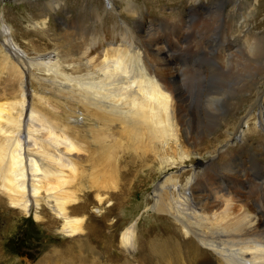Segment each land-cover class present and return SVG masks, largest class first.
I'll use <instances>...</instances> for the list:
<instances>
[{"label":"bare ground","instance_id":"obj_1","mask_svg":"<svg viewBox=\"0 0 264 264\" xmlns=\"http://www.w3.org/2000/svg\"><path fill=\"white\" fill-rule=\"evenodd\" d=\"M189 2L191 6L186 10L184 18L180 19L182 22L167 23L164 34L157 31L154 24L142 19L140 22L131 20L128 26L124 25L122 32H117L109 40L98 39L99 42L95 40V43L92 40L93 45L82 53V57L86 67L94 75V82L85 81L80 75L76 77L66 75L62 67L72 64L66 58L56 59V63L51 65L43 64V61H37L36 58H27V55L25 57L10 36L6 37L5 44L9 52L18 58L16 61L23 63L22 68L25 66L24 69L28 70L29 75L34 66L46 68L48 73L51 72L49 67L56 66L57 68L50 73L52 76L53 74L55 77L58 76L57 80L51 78L54 98H67L85 110L80 129L83 131V139L88 142L91 162L100 164L97 171L92 164L90 172L91 175H96L98 180L101 179L98 185H90L96 187L99 192L112 187L107 183L109 179L107 174L111 173L110 177L113 178L117 172L113 168L107 170L106 163H110L111 159L119 160V153L125 141L145 152L148 150L157 152L159 144L163 146L166 142L167 145L169 141L175 139L174 126L177 117L186 125L193 122L197 126H206L208 131L210 127L207 126V122L212 118L218 120L220 126L226 127L225 139H222L221 143L229 141L234 135L240 117L249 114L253 107L248 109L242 107L243 101L247 100L244 95L250 91L252 98L248 100L256 96L258 98L253 105L259 108L258 119L262 121L264 129V90H261L264 83V31H255L256 26L261 24L259 21L252 25L250 21L255 12L253 9L258 12L263 10L264 0H255L254 8L249 7L251 5L246 6L243 0H211L209 4L201 3L199 0ZM44 3L52 9L59 6L54 0ZM117 4H122L121 11L114 12L104 8V12L115 21L122 11L133 14L141 2L118 0L114 1L112 9L117 7ZM219 5L221 11L220 9L214 11L213 8ZM84 11L86 13V9ZM211 13L218 14L217 20H214L215 17L212 19ZM2 51L1 49V63L5 68H13L9 64V58L2 54ZM213 74H219L223 82L216 92L209 91L210 96H207L203 94L202 89ZM23 78L24 75L20 81L22 111L19 117L17 116L18 120L13 116L12 104L4 108L5 124L10 127L15 124L12 122L17 120L18 131L6 127L8 143L0 147L2 150L0 189L7 193L13 208L24 210L28 216L33 212L35 220L42 218L41 211L45 205L62 220L60 230L73 238L72 242L75 243L78 239L84 241L81 237L84 234L83 218L70 214L68 208L69 200L71 201L70 185L66 186L70 184L71 173L81 172L73 157L80 147L73 143V138L68 133L69 129L78 128L75 119H79L81 115L73 107L70 109L71 114L67 115L63 123L55 124L56 129L62 134L57 135L54 130H49L50 134L47 135L43 124L45 119L43 110L31 105L30 109H26V115L27 111L29 112L25 119L27 129L22 130L26 104ZM67 79L74 84L70 90L64 89ZM196 88L197 92L200 90L204 95L203 98L199 96L202 106H198L192 114L193 117L189 119L188 116L187 119L185 113L191 111V106L187 103L188 97L193 95L192 91ZM171 91L175 95V101L173 95L169 93ZM37 97L43 104L52 99L43 92L37 93ZM219 105H224V108L221 109ZM1 111L3 107L0 106ZM2 115L0 114V118ZM230 125L233 129H230ZM44 131L46 141L48 140L55 148L54 152L46 149L43 145L45 140L38 136ZM244 134L245 143L235 147L238 153L234 155L244 163L241 172L249 176L251 173L254 175L252 181L250 177L249 179L242 177L237 162L228 161L222 165L210 161L211 163L205 167V172L210 170L213 173L208 179L203 178L204 186L201 190L196 187L201 184L199 178L203 173L200 172L201 176H198V179L194 177L195 175H190L183 184L180 178L186 176L188 171L177 175L174 170L160 185H156V200L152 210L173 219L167 220V223L160 221L161 238L157 237L153 241L144 240L137 236L134 225L127 227L121 236V243L126 250L134 249L137 245L138 256L141 257L140 264H264V141L258 146L254 145V142H247L248 135L260 137L261 132L256 127L249 128ZM51 139H54V142ZM224 150L220 152H226L228 149ZM175 163L166 161V165L170 166ZM212 178L217 180L216 190L208 188L211 184L209 179ZM233 178L240 180L241 184H243L241 181L250 186L255 183L256 194L251 195L248 202L239 195L236 199L230 198L232 194L230 196L228 194L231 192L229 186H232ZM166 186L172 188L167 193ZM189 192L194 194L193 198L187 195ZM96 197L99 202H103L105 198L100 193H97ZM73 200L71 203H74ZM195 207L202 209L198 211ZM73 210L75 211L74 208ZM77 210H80V207ZM82 244L81 248L93 250L88 239ZM81 250H78L79 253ZM58 258L64 259L63 253ZM73 259L74 262L83 259L84 264H89L85 260L86 257L81 254ZM53 260L50 259L48 264Z\"/></svg>","mask_w":264,"mask_h":264},{"label":"rangeland","instance_id":"obj_2","mask_svg":"<svg viewBox=\"0 0 264 264\" xmlns=\"http://www.w3.org/2000/svg\"><path fill=\"white\" fill-rule=\"evenodd\" d=\"M47 1L49 0H29L26 2L11 0L0 1V51L1 49L3 50L2 54H5V56L9 58V64L13 66V68L10 67V69L5 68L0 59V106L3 107V111L0 112V114H3L0 118V128L4 131L2 132L0 130V147L8 143V141H6L5 131L9 125H6L3 119L4 115H6L4 108L12 104V111H14L13 116L15 119L17 118V120L22 111L20 105V100L22 99V88H20L22 75H24L22 79L25 82L24 88L26 91L28 90V92L25 91L26 104L22 119V130L24 128L25 130L27 129L25 119H27L29 112L27 111L26 115V109H30L31 105H36L37 108L43 110L45 114L43 124L46 127L44 129L45 131L47 130V135L50 134L49 130H54L57 135L62 134L61 131L56 129L55 124H59V122L63 123L67 115L71 114L70 109H73V107L76 108L75 111L81 115L78 117L79 119H75L78 122L79 129H69L70 131H68V133L73 138V143L75 142V145L80 147L73 157H75L76 165L81 172L80 174L71 173L69 180L70 184L68 183L66 186L68 185L69 187L70 185L69 193L71 201L69 200L68 203L70 214L83 218L84 234H82L81 237L84 241L78 239L75 243L72 242L73 238H70L66 233L60 230L62 227V220L57 218L45 205L41 211L42 218L40 220H35L33 212H30L28 216L24 210L13 208L7 193L3 189H0V264H48L50 259H54L50 264H81V262L84 264L83 259L82 261L77 260L74 262L73 257L76 258L78 254L86 257L85 260H87L89 264H140L141 257L140 255L138 256L139 249L137 245L134 249L126 250L121 243V236L124 230L134 225L137 236H141L144 240L153 241L157 237H159V239L161 238L160 221L161 223H167V220L173 219L170 216L158 214L152 210L156 200L155 188L156 185H160L167 176L171 175L174 170L177 175L181 172L188 171L186 176L180 178V182L183 184L186 183L188 176L195 175L194 177L198 179V176H201L203 173L199 178L202 185L196 186L197 189L200 188V190L204 186L203 180L205 178L208 179V176H211L213 173L210 170L205 172V167L213 161L221 163L222 165L228 161H232L233 163L237 162L240 167L239 171L241 172V169L243 170L244 168V163L234 154L238 153L235 147L245 143V140L243 142L245 136L244 132H247L249 128L256 127L261 132V135H259L260 137L256 138L248 135V137H246L247 142H254V145L258 146L264 141L262 121L258 119L259 108L253 105L258 98L256 96V98L248 100V98H252V93L250 91H248L249 93H245L244 96L247 100L243 101L244 104H242V107L248 109L253 106L249 113L250 115L247 113L248 115L246 114L240 117L233 137L230 138L229 141L223 143H221V141L225 139L224 131L226 127L220 126L218 120L212 118V120L210 119L207 122V126L210 127H208V131L206 130V126H197L193 122L190 125H186L179 117L175 120V139L169 141L167 145L166 142L163 146L159 144L157 152H153L152 150L145 152L140 147H132L130 144L125 143L127 142L125 141L124 147L119 153V160L116 161L113 159V161L111 159L110 163H106L108 167L107 170L113 168L117 172L116 177L113 176V178L110 177L112 176L111 173L107 174V176H109L107 183L112 187L103 189L99 192L96 187H90V185L93 186V184L98 185V183H101L99 177L100 180L97 179L96 175L92 174L93 177L90 174L92 171L91 165L93 164L94 169L97 171L100 164L91 162L90 153L88 152L89 145L88 142L83 139V131L80 129V123L84 121L83 107L74 102H70L67 98H54L51 78L57 80L58 76L55 77V74L52 76L50 73L57 67H49L51 68V72L48 73L46 68L34 66V69H31V74L33 76H31V74L29 75L27 73L28 70L24 69L25 66L22 68L23 63L21 62L20 64L16 61L18 58L13 56V53L11 54V52H9L5 44L7 41L6 37L10 36V39L17 44L25 57L27 55V58H36L37 61H43V64L51 65L56 63V59L62 58L63 60L66 58L72 63L71 66L62 67L66 75L72 77L80 75L83 77V80L94 82V75H92L93 73L86 67L82 53L87 51L88 48L90 49L93 43H95V40L96 42L104 39L109 40L111 36L117 32H122L123 28L126 25L128 26L131 20L133 22L134 20L140 22L142 19L154 24L155 28H157L156 30L164 34L166 25L173 23V21H177L178 23L179 21L182 22L181 20L184 18V14L191 6V3L189 2L190 0H137L140 1L141 4L137 6L135 12L129 14L126 11H122L117 22L104 12V8L114 12L115 10L117 12L121 11L122 4H117V7L112 9L114 1L118 0H111L110 2L108 0H54L59 3V6L55 9L50 8L51 6H46L44 2ZM199 1L204 4L206 2V4L211 2V0ZM243 1H245L246 6L251 5L249 6L251 8H254V5H256L254 2L255 0ZM83 5H85L84 8ZM217 7L218 6L213 8L214 11H218L221 5ZM85 9L86 13L84 11ZM253 11L255 12L253 14L254 16L250 18V21H252L251 25L259 21L261 24L256 26L255 31L263 32L264 8L260 12L256 9H253ZM211 14H213L211 15L212 19L215 17L214 20H217L218 17L216 16H218V14ZM220 14H222V12ZM4 26L7 27L8 30L4 28ZM78 35L80 37L84 36L82 38L83 41ZM85 40H87V42ZM83 45L87 46L84 47ZM20 71L22 74H20ZM61 79L62 78H60V80ZM62 81L64 82L65 80L62 79ZM67 81L68 82L64 83V89L70 90L73 88L72 85L74 84L68 79ZM222 82L219 74H213L211 78L209 77L204 86L206 91L204 88L202 89L206 92L204 93L203 91V94L210 96V92H216L218 86H220ZM261 90H264V83ZM42 92L47 97L51 96L52 99L43 104L37 97V93ZM169 93L173 95V98L175 97L172 91ZM192 93V96H187V103L191 106V111H186L185 113L187 119L188 116L189 119L193 117L192 114H194L193 112H195L198 106H202L199 96H202V98L204 96L200 90L197 92V88L193 90ZM73 94L74 93L71 95ZM173 101H175V98ZM65 103L68 104L65 105ZM219 107L222 109L224 105H219ZM17 120L12 122H15V124H12L13 126H10L9 129L18 131V126L16 125ZM230 129H233L232 125H230ZM45 131L40 132L38 136L45 140L43 143L44 147L54 152L55 148H53L48 140L46 141L47 136ZM60 137L62 136H59V138ZM51 140L54 142V139ZM233 148L235 150H233ZM6 149H8V146ZM224 149L227 151L223 153L220 152ZM0 152L2 153V150H0ZM156 153L158 155H156ZM168 160L175 161L176 163L173 166L166 165V161ZM248 164L251 165V163ZM240 174L242 177L244 176V178L250 177V180L254 178L252 173L251 176L245 172H241ZM214 178L209 179L211 184H209L208 188L211 190H216L218 187L217 180ZM113 179L116 181H112ZM239 181L240 180L233 178V182L231 183L232 186H229L231 192L229 191L230 193L228 194L229 196L232 194L230 198L233 197L234 199L239 195L245 202L246 200L248 202L249 198L256 194L257 189L254 185L255 183L250 186L248 183L245 184L244 181H241L243 184ZM171 189L170 186H166L165 193ZM97 193L105 197L103 202L98 201L96 197ZM187 195L190 198L194 197L192 192H189ZM72 200L74 203H71ZM79 207L80 210L76 211ZM195 209L201 211L202 208L195 207ZM87 239L93 246L92 251L81 248L83 246L82 243H85ZM66 249L68 250L67 253L65 252ZM79 249H82L80 253L78 251ZM61 253L64 255V259L62 260L58 258Z\"/></svg>","mask_w":264,"mask_h":264}]
</instances>
